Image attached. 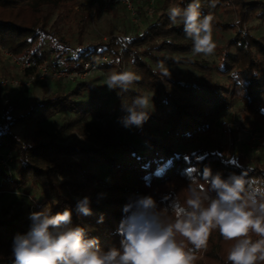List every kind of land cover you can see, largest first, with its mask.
I'll use <instances>...</instances> for the list:
<instances>
[{"label":"trees","instance_id":"trees-1","mask_svg":"<svg viewBox=\"0 0 264 264\" xmlns=\"http://www.w3.org/2000/svg\"><path fill=\"white\" fill-rule=\"evenodd\" d=\"M95 1L89 0L85 8L82 0H0V53L29 64L26 76H34L44 63L70 74H82L84 65L92 64L108 77L126 70L141 76L126 92L110 89L113 102L97 95L87 80L55 82L48 96L33 103L21 102V93L0 96V153L11 151L17 164L12 174L0 167V194L37 190L32 212L71 210L72 226L83 227L85 238H97L100 250L107 251L120 247L118 228L128 216L126 205L144 196H151L159 209L168 208L175 198L183 202L191 178L203 182L205 168L224 179L246 172V179L264 185V151L242 148L236 155L220 141L212 149L200 143L231 106L245 118L264 122V35H255L250 25H264V0H218L215 8L201 1V12L214 16L213 32L223 41L211 61L195 58L182 23L174 25L168 17L170 7L185 8L191 0H158L156 20L132 37L88 42ZM74 4L82 7L71 16L77 19L71 37L66 27ZM219 12L234 21L223 22ZM222 33L231 36L223 38ZM160 61L170 67L191 66L201 78L172 73L164 77L152 65ZM85 94L90 95L87 101L82 100ZM138 95L151 97L153 105L149 119L136 131L139 144L115 140L96 148L68 142L61 136L69 123L42 139L13 132L19 126L41 127L61 112L75 114L77 122L111 113L121 119L127 115L125 106ZM85 196L90 198L88 216L76 211L77 201ZM31 223L28 218L0 216V264H15L13 240L27 234ZM232 243L213 231L206 250L196 253L195 264H228Z\"/></svg>","mask_w":264,"mask_h":264},{"label":"clouds","instance_id":"clouds-1","mask_svg":"<svg viewBox=\"0 0 264 264\" xmlns=\"http://www.w3.org/2000/svg\"><path fill=\"white\" fill-rule=\"evenodd\" d=\"M217 3L211 0L210 7ZM167 12L172 24L182 23L194 54L215 53L214 16L201 12V0ZM158 69L162 76H171L163 61ZM140 79L133 71L113 72L106 85L126 92ZM152 109L151 97L138 95L125 106L127 115L120 122L125 128L142 127ZM246 176L245 172L224 179L205 168L203 182L191 178L183 202L175 198L168 208L159 209L151 196H144L126 205L128 216L118 228L120 247L107 251L100 250L97 238L86 239L83 227L72 226L71 210L55 215L47 209L33 212L27 234L13 240L15 264H195L196 253L206 250L213 231L233 242L228 264H264V185ZM89 205V197L79 199L77 213L91 215Z\"/></svg>","mask_w":264,"mask_h":264},{"label":"rangeland","instance_id":"rangeland-1","mask_svg":"<svg viewBox=\"0 0 264 264\" xmlns=\"http://www.w3.org/2000/svg\"><path fill=\"white\" fill-rule=\"evenodd\" d=\"M157 1L158 0H131V8H129L123 0H96L93 3V9L90 14L91 18L88 24L89 26L87 27L86 41L93 42L99 39L109 40L110 37L115 39L117 37H132L135 33L140 32L148 23L156 20L158 12ZM201 1H206L208 4L211 3V0ZM82 2L85 8L90 7L89 0H82ZM80 7L82 6L75 4L72 6L73 10L69 16L66 27V31L70 36H74L77 26V19L75 18V20L74 17L72 19L71 16L75 13H80ZM218 17L223 22L234 21L233 16H225L220 12ZM250 25L255 35H264V25L258 21H254ZM222 35L223 38L231 36L230 33H222ZM219 36L220 34H215L213 32V39L217 46L223 43L222 38ZM123 40L125 41V39ZM116 48H121L119 42H117ZM194 56L195 58L208 61L215 58L214 54L211 56L194 54ZM105 60H108V58L102 61L105 62ZM152 65L158 67L156 64ZM166 67L169 68L172 74L187 78H201V73L191 66L178 65ZM26 68L27 65L19 60L17 61L16 57L8 53H0V96L5 98L6 96H16L18 93H21L18 97L21 102L33 103L48 96L53 90V84L55 82L87 80L96 87L97 95L100 97H107L111 102L114 100L111 90L106 85L108 75L100 70H94L88 75H74L51 71L49 76L41 78L39 68L37 69V73L32 77L25 75ZM89 97L90 95L85 94L82 100L87 101ZM67 123L71 126L63 131L61 137L63 140L72 143H84L95 146L96 148H101L105 143L115 140L135 144H139L141 141L136 134L138 127L132 126L131 128H125L121 124L120 118L117 117V113H111L102 119L89 117L86 121L77 122L75 114L61 112L44 123L41 127L34 126L33 128H29L19 126L13 129V132L21 138L27 135L42 139L56 134L59 129L58 127L66 125ZM243 126H249L254 131H261L264 129V122L258 118H245L244 115H240L236 106H231L216 120L213 134L209 137H201L200 143L212 149L214 144L220 141L225 144L227 148L228 146H232L233 152L238 155L244 147L239 144L237 138L239 136L243 141L246 139L245 135L241 132ZM238 133L240 134L237 135ZM230 137L232 140H230ZM227 154L230 155L231 152L228 150ZM8 166L10 168L12 167L11 172L16 173L17 164L15 160L8 164ZM29 189L24 188L1 193L0 216L6 219L12 216L15 217V220L29 219L30 214L33 213L32 206L34 205L35 197L38 195L37 190H33L32 188Z\"/></svg>","mask_w":264,"mask_h":264},{"label":"built area","instance_id":"built-area-1","mask_svg":"<svg viewBox=\"0 0 264 264\" xmlns=\"http://www.w3.org/2000/svg\"><path fill=\"white\" fill-rule=\"evenodd\" d=\"M123 2L131 8V0H123ZM106 59V58H103ZM18 61V60H17ZM106 61V60H105ZM27 65V68L30 66L27 63H24ZM40 69V77L45 78L51 74V71L58 72L53 70L48 64L44 63L39 67ZM84 72L82 74H77V73H71L74 75H88L92 73L94 70H97L95 65L92 64H86L84 65L83 68ZM66 73V72H62ZM70 74V73H68ZM241 132L245 135L246 139L243 141L241 137L238 136L237 141L239 142L240 145H243L244 150H248L254 153L262 152L264 151V129L261 131H254L252 130L249 126H243L241 128ZM238 133L237 135H239ZM230 140L231 137H230ZM14 160L12 152L11 151H6L4 153H0V167L5 169L9 174H12L11 168L8 166V164L12 163ZM13 166V164H12Z\"/></svg>","mask_w":264,"mask_h":264},{"label":"snow or ice","instance_id":"snow-or-ice-1","mask_svg":"<svg viewBox=\"0 0 264 264\" xmlns=\"http://www.w3.org/2000/svg\"><path fill=\"white\" fill-rule=\"evenodd\" d=\"M188 171H189V173H191V172H193L194 170H193V169H189Z\"/></svg>","mask_w":264,"mask_h":264}]
</instances>
